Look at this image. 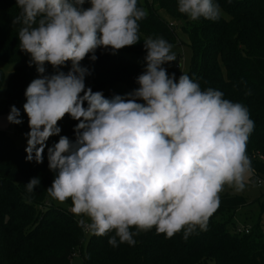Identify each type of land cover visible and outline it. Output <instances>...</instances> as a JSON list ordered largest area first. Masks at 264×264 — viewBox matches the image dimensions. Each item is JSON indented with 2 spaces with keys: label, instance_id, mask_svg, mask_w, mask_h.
Instances as JSON below:
<instances>
[{
  "label": "clouds",
  "instance_id": "obj_1",
  "mask_svg": "<svg viewBox=\"0 0 264 264\" xmlns=\"http://www.w3.org/2000/svg\"><path fill=\"white\" fill-rule=\"evenodd\" d=\"M16 5L20 50L40 74L24 93L26 161L43 163L46 141L61 133L65 115L78 121L74 141L59 135L47 148L48 167L56 173L49 196L60 203L71 199L72 213L88 218L91 234L114 232L113 247L117 238L134 246V235L153 227L169 239L207 230L225 186L242 191L252 171L247 142L255 125L248 109L219 90H202L187 74L170 76L163 65L176 55L162 37L143 40L146 69L133 92L106 98L86 87L91 71L81 61L89 55L95 61L98 48L115 54L140 41L138 21L147 12L138 0ZM177 8L193 21L221 16L214 0H177ZM68 62L69 71H59ZM45 64L57 71L45 75ZM20 115L13 105L7 119L20 124ZM39 185V177L31 178L27 191Z\"/></svg>",
  "mask_w": 264,
  "mask_h": 264
},
{
  "label": "trees",
  "instance_id": "obj_2",
  "mask_svg": "<svg viewBox=\"0 0 264 264\" xmlns=\"http://www.w3.org/2000/svg\"><path fill=\"white\" fill-rule=\"evenodd\" d=\"M214 3L221 9L218 20L193 21L178 11L177 0H138V7L147 12L146 18L138 21L140 41L115 54L98 48L95 61L90 55L86 57L81 66L90 69L91 75L85 77V84L93 92L102 91L106 98L138 88L136 78L143 69L132 56L147 54L143 40L162 37L171 45L176 41L175 24L171 26L157 12L166 10L182 23L189 36L193 57L187 75L202 90H219L225 99L248 109L255 127L247 142V156L252 171L264 177V0ZM19 12L16 0H0V61L15 65L7 80L0 68V90L4 87L0 116L15 105L22 123L14 124V129L25 135L30 129L23 111L24 93L40 74L36 65L29 66L30 55L20 50V25L13 24ZM45 68V75L57 71L50 64ZM70 68L68 62L59 71L67 73ZM77 123L65 115L58 122L59 135L74 141ZM59 135L46 141L43 163L37 164L26 161L27 142L17 144L0 130V264H264V230L260 222L249 233L236 231V212L252 202L230 193L219 194L220 205L209 218L207 230L197 227L187 239L183 231L169 239L153 227L134 235V246L119 243L117 238L118 246L113 247L108 241L114 232L91 234L88 218L72 213L71 199L60 203L47 192L56 175L48 167L47 148L58 142ZM34 177L40 178V185L29 193L26 184ZM259 202L264 208V200ZM130 231L135 233L136 229ZM76 256L80 263L74 262Z\"/></svg>",
  "mask_w": 264,
  "mask_h": 264
},
{
  "label": "rangeland",
  "instance_id": "obj_3",
  "mask_svg": "<svg viewBox=\"0 0 264 264\" xmlns=\"http://www.w3.org/2000/svg\"><path fill=\"white\" fill-rule=\"evenodd\" d=\"M143 2L144 0H139ZM152 1V0H149ZM160 17L167 21L175 24L174 30L176 33V41L172 45L171 51L175 53L176 60L166 63L163 65L167 69L168 74L171 76L175 74L176 79L182 75L187 74L191 68L193 50L190 46L189 36L184 31L182 23L180 21L172 18L164 9H157ZM145 56H132V59L136 61L143 72L146 69ZM176 65H179V68H175ZM14 64H8L0 61V68L4 71L6 80L10 77L14 70ZM4 97V87L0 90V98ZM10 113V112H9ZM9 113L0 116V130L6 131L17 144H24L27 142L26 135L17 134L14 129V124L10 123L7 119ZM254 174L246 178L245 188L242 191H236L234 188L225 186L224 193H230L232 195L243 196L247 199L248 202H252L251 205L241 208L236 212L235 220L237 225L253 227L255 224L260 222L264 230V208L260 204V200H264V185L259 187L256 183L253 182ZM90 234L88 233V236ZM81 259L76 256L74 259L75 263H80Z\"/></svg>",
  "mask_w": 264,
  "mask_h": 264
},
{
  "label": "built area",
  "instance_id": "obj_4",
  "mask_svg": "<svg viewBox=\"0 0 264 264\" xmlns=\"http://www.w3.org/2000/svg\"><path fill=\"white\" fill-rule=\"evenodd\" d=\"M171 26L174 25V23H170ZM175 68H179V65H176ZM252 173L254 174V178H253V182L256 183L259 187H262L264 185V177L258 175L256 172L252 171ZM252 227H247V226H240L237 225L236 227V231L241 233H249L251 231Z\"/></svg>",
  "mask_w": 264,
  "mask_h": 264
}]
</instances>
